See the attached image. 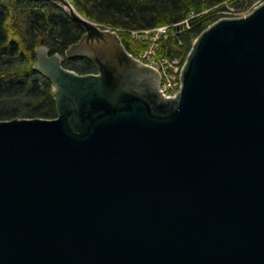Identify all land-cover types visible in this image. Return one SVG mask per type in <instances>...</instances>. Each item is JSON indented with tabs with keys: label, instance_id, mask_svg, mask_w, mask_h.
Masks as SVG:
<instances>
[{
	"label": "water",
	"instance_id": "1",
	"mask_svg": "<svg viewBox=\"0 0 264 264\" xmlns=\"http://www.w3.org/2000/svg\"><path fill=\"white\" fill-rule=\"evenodd\" d=\"M62 66L37 49L54 119L0 120V264H264V2L208 26L173 99L117 32Z\"/></svg>",
	"mask_w": 264,
	"mask_h": 264
},
{
	"label": "trees",
	"instance_id": "2",
	"mask_svg": "<svg viewBox=\"0 0 264 264\" xmlns=\"http://www.w3.org/2000/svg\"><path fill=\"white\" fill-rule=\"evenodd\" d=\"M85 18L105 27L131 30L169 25L197 15L179 47L184 57L192 41L216 22V13L242 5V11L264 0H71ZM244 11V12H246ZM221 18V17H220ZM83 31L57 4L41 0H0V120L53 119L57 116L53 88L35 68L37 49L64 57ZM124 35V36H123ZM121 36L134 55L129 36ZM175 46V44L173 45ZM171 47L174 51L176 47ZM134 52V53H133ZM79 65L71 64L72 62ZM66 69L78 74L95 72L86 59H67ZM22 99H25L23 101Z\"/></svg>",
	"mask_w": 264,
	"mask_h": 264
},
{
	"label": "built area",
	"instance_id": "3",
	"mask_svg": "<svg viewBox=\"0 0 264 264\" xmlns=\"http://www.w3.org/2000/svg\"><path fill=\"white\" fill-rule=\"evenodd\" d=\"M195 17L197 15L191 14L188 18L180 22L150 28L131 30L112 28V31L118 34H127L131 42L137 44L135 53L133 52L134 55H131L141 64L152 69L159 75L160 82L158 91L164 99H173L181 92V72L191 48L183 57L179 47L183 41L182 36L191 29L192 21ZM220 19L223 18H219L218 20ZM195 39L192 41V44ZM174 44L176 50L172 51L171 47Z\"/></svg>",
	"mask_w": 264,
	"mask_h": 264
},
{
	"label": "rangeland",
	"instance_id": "4",
	"mask_svg": "<svg viewBox=\"0 0 264 264\" xmlns=\"http://www.w3.org/2000/svg\"><path fill=\"white\" fill-rule=\"evenodd\" d=\"M69 2L72 4V6L76 9V7H75V5L71 2V0H69ZM260 4V3H259ZM258 5V3H255V4H252L249 8H248V11H246V10H244V11H246V12H244V11H242L241 9H242V5L240 4L238 7H232V8H230L229 10H224V11H221L220 13H216V14H219V15H216V19H218V18H220V17H222V18H224V17H233V16H238V15H242V14H244V13H247V12H249V11H251V8L253 9L255 6H257ZM76 11L78 12V10L76 9ZM112 29V28H111ZM83 34V33H82ZM120 34V33H119ZM196 38V37H195ZM194 38V39H195ZM191 48V47H190ZM62 56V55H61ZM63 57V56H62ZM65 61V60H64ZM71 64H74V65H79V63H75L74 61L71 63ZM23 101H25V99H22ZM0 106H4V107H9V104H7V106H6V104L5 103H2V104H0ZM54 119V118H53Z\"/></svg>",
	"mask_w": 264,
	"mask_h": 264
},
{
	"label": "flooded vegetation",
	"instance_id": "5",
	"mask_svg": "<svg viewBox=\"0 0 264 264\" xmlns=\"http://www.w3.org/2000/svg\"><path fill=\"white\" fill-rule=\"evenodd\" d=\"M121 41H122V39H121ZM124 44V43H123ZM64 60H67V59H65L64 57H63V62H62V66L64 67V65H63V63H64ZM94 65V64H93ZM65 68V67H64ZM75 72V71H74ZM95 72H96V70H95ZM95 72H93V73H95ZM93 73H89V74H93Z\"/></svg>",
	"mask_w": 264,
	"mask_h": 264
},
{
	"label": "bare ground",
	"instance_id": "6",
	"mask_svg": "<svg viewBox=\"0 0 264 264\" xmlns=\"http://www.w3.org/2000/svg\"><path fill=\"white\" fill-rule=\"evenodd\" d=\"M100 25H101V24H100ZM104 28H105V29H110V30H112L110 27H105V26H104ZM122 34H123V33H121L120 35H122ZM123 36H124V35H123ZM125 36H126V34H125Z\"/></svg>",
	"mask_w": 264,
	"mask_h": 264
}]
</instances>
